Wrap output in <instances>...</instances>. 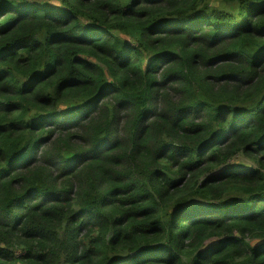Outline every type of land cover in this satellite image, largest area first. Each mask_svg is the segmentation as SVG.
Wrapping results in <instances>:
<instances>
[{"label": "trees", "instance_id": "1", "mask_svg": "<svg viewBox=\"0 0 264 264\" xmlns=\"http://www.w3.org/2000/svg\"><path fill=\"white\" fill-rule=\"evenodd\" d=\"M0 264H264V0H0Z\"/></svg>", "mask_w": 264, "mask_h": 264}, {"label": "rangeland", "instance_id": "2", "mask_svg": "<svg viewBox=\"0 0 264 264\" xmlns=\"http://www.w3.org/2000/svg\"><path fill=\"white\" fill-rule=\"evenodd\" d=\"M34 1L39 3V4L48 5V6H50V4H59V0H34ZM231 162L232 163H243V164H248V165L253 164V162L251 160L245 159L242 156L236 157ZM259 242H260L259 239H256V241H254L255 244L259 243Z\"/></svg>", "mask_w": 264, "mask_h": 264}]
</instances>
